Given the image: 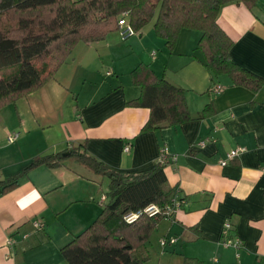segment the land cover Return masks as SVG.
Returning <instances> with one entry per match:
<instances>
[{
    "label": "crops",
    "instance_id": "1",
    "mask_svg": "<svg viewBox=\"0 0 264 264\" xmlns=\"http://www.w3.org/2000/svg\"><path fill=\"white\" fill-rule=\"evenodd\" d=\"M218 24L234 42L233 61L264 78V0L252 10L242 3L224 6ZM148 30L151 55L139 54L137 39L120 44L113 34L118 30L111 31L102 42H79L53 79L0 104V182L19 177L17 187L0 194V264H67L61 250L100 215V192L108 189V179L71 157L70 150L86 151L109 170L138 174L158 163L163 147L177 157L165 167L168 184L185 201L173 220L153 226L150 263L158 233V246L162 239H176L162 250V255H180L170 256L174 264H264V83L255 91L234 85L229 75L214 83L191 37L179 36L171 53ZM94 44L102 51V65L109 53L126 52L113 55L106 77H130L147 65L158 78L185 90L194 120L143 132L150 110L128 105L140 97L141 88L133 78L129 88L121 78L97 79ZM209 105L211 112L203 115ZM202 140L209 142L199 147ZM239 147L246 152L222 166ZM62 153L68 154L59 167L40 165L24 174L36 158ZM228 221L233 237L243 242L239 249L221 245ZM36 222L43 227L36 228ZM148 227L140 223L137 236Z\"/></svg>",
    "mask_w": 264,
    "mask_h": 264
},
{
    "label": "trees",
    "instance_id": "2",
    "mask_svg": "<svg viewBox=\"0 0 264 264\" xmlns=\"http://www.w3.org/2000/svg\"><path fill=\"white\" fill-rule=\"evenodd\" d=\"M257 1L0 0V104L14 96L28 94L53 79L68 62L79 42H102L111 31H119L118 21L126 12L135 33H141L151 21L154 22L156 34L165 41L171 53L182 32H200L201 38L195 51L202 53L200 62L213 82L229 75L234 85L255 91L264 83V78L233 61L231 51L234 42L219 26L218 17L228 4L242 3L252 10ZM43 12L50 15H40ZM36 13H39L38 21L23 17ZM14 19L16 23L10 25ZM50 57V62H43L41 68L36 65L37 61ZM132 78L141 88V95L128 105L150 110L143 132L176 127L194 120L184 89L158 78L147 65L136 68ZM211 109L212 105H209L203 115L210 113ZM66 154L36 158L24 174L40 165L57 168ZM69 154L95 174L106 177L109 187L100 192L102 211L96 221L61 250L64 260L67 264H151L147 243L153 226L163 219L173 220L175 213L168 215L167 211L180 207L185 201L180 198L178 189L168 184L165 174L168 164L157 163L144 172L129 174L109 170L86 151L73 148ZM18 178L0 182V194L17 187ZM103 196H106L104 201ZM150 205L158 206L160 213L142 215L133 223L125 220L128 214L144 211ZM144 221L149 223V227L140 238L135 230ZM228 223L233 236L232 224ZM165 240L167 243L164 246L160 240L163 248L176 242V239Z\"/></svg>",
    "mask_w": 264,
    "mask_h": 264
},
{
    "label": "rangeland",
    "instance_id": "3",
    "mask_svg": "<svg viewBox=\"0 0 264 264\" xmlns=\"http://www.w3.org/2000/svg\"><path fill=\"white\" fill-rule=\"evenodd\" d=\"M159 12H160V7L157 10V14H159ZM40 15L48 17L50 14H49V12H43ZM17 17H19V16H17ZM23 17L28 18V19H35L36 21H38L39 20V13L32 14V15H25ZM15 23H16V20L14 19V20L11 21L10 25H14ZM148 29H150V31H152L151 32L152 35H155V37H157L156 32L154 30V22L151 21L145 27L144 36L142 38H140V35L138 33L133 34L131 37L128 38V42H129V40H131V38L132 39H137L138 48L140 49V53L139 54H144L146 51H148V54L151 55L153 53V51H154V48L150 47V44H152V40H151V36L148 35V33H149ZM191 33L192 34H190V32H182V34H180V36L182 37V39H186V40L190 39V37H191L193 43L195 44V46H197L198 42H199V40L201 38V33L197 32V31H192ZM113 34L117 36V38L119 39L118 41L120 42V44L128 43L127 41L125 42V41L122 40L119 31H118V33H113ZM113 34L109 35V37L110 38L114 37ZM14 35L15 36H20L21 34H14ZM176 46H177V44H176ZM145 47H147L146 50L144 49ZM168 49H167V51H168ZM115 53L118 56H122L126 52H125V50H123V51H117V52L109 53L106 56V61L104 60V62H105L104 65H102L100 57H98V55L101 56L102 51H101L99 46H96L94 44L93 50H92V60L94 59V66L96 65L97 67H99V71H100V73H97V74L95 73L96 74V78L99 79V80L102 79V82H107V81H111V80H118V79L121 78L122 82H124V87L125 88L132 87L133 86V81H132V76L131 75H130V77L128 75H121L120 77H116L115 75L113 77H111V76L110 77H108V76L106 77V72L110 69V65L109 64L112 63L113 55ZM157 53H161V51H157ZM132 55H137V54H132ZM51 58L52 57L46 59L45 61H37L36 65L41 68L42 67V63L43 62H47V63L50 62ZM127 60H133V58L128 57ZM127 63H126V66H127ZM90 64H92V61H90ZM100 74H102V75L100 76ZM25 112H28V111L26 110ZM108 187H109V181H108V184L106 183V187L104 186V188L107 189ZM158 236H159L158 233H156V235H155L156 238L153 240L154 241L153 243H155V246H156V249H155L154 254H153V258H154L152 260L153 264H154V261L156 263H158V264H160L161 261H162V264H174V261H172L170 259V256L171 257L172 256H177L178 257L180 255H178V254L174 255L172 253H168L166 255H162V250H164L165 248H163L160 244H159L160 247L157 245V242H158V239H159Z\"/></svg>",
    "mask_w": 264,
    "mask_h": 264
},
{
    "label": "built area",
    "instance_id": "4",
    "mask_svg": "<svg viewBox=\"0 0 264 264\" xmlns=\"http://www.w3.org/2000/svg\"><path fill=\"white\" fill-rule=\"evenodd\" d=\"M129 13H123V15L121 16V19L118 21V29L121 35V38L123 41L127 40L129 37H131L133 34H136L134 32V30L132 29V27L130 26L129 22ZM155 54V53H154ZM110 75V74H109ZM215 93L216 94H221L222 93V88L220 86H216L215 87ZM18 138V135L15 136H10L8 137V141L9 143H13L16 139ZM209 142V140H202L199 141L198 146L199 147H204L206 145V143ZM130 146H128L125 151L128 152L130 151ZM246 152L245 148L239 147L235 150H232L231 152H229L227 154L226 159L222 160L220 163L222 166H226L229 162L237 159L240 155H242L243 153ZM177 157L173 156L170 154V152L168 151V149L166 147L162 148L160 151V156L158 159V163L160 164H170L171 162H176ZM106 199V196L102 197V200L104 201ZM177 208H179V206H177L176 208H170L167 213L168 215L170 213H176ZM160 213V209L158 206L156 205H150L149 207H147L144 211L138 212V213H131L128 214L125 217V220L128 223H133L136 220H138L142 215H149V216H155L158 215ZM35 227L36 228H42L43 225L40 222H36L35 223ZM230 231H231V225L227 222L224 225L223 228V239L221 241V245L225 248H230L233 247L235 249H239L242 247L243 242L239 237H233L230 235ZM167 243V241L165 239L161 240V245H165Z\"/></svg>",
    "mask_w": 264,
    "mask_h": 264
}]
</instances>
